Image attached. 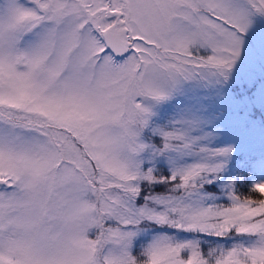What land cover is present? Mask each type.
I'll use <instances>...</instances> for the list:
<instances>
[{"label":"snow or ice","instance_id":"obj_1","mask_svg":"<svg viewBox=\"0 0 264 264\" xmlns=\"http://www.w3.org/2000/svg\"><path fill=\"white\" fill-rule=\"evenodd\" d=\"M0 264H264V0H0Z\"/></svg>","mask_w":264,"mask_h":264}]
</instances>
